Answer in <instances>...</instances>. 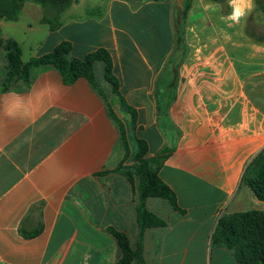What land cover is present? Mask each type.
Here are the masks:
<instances>
[{
    "label": "crops",
    "instance_id": "1",
    "mask_svg": "<svg viewBox=\"0 0 264 264\" xmlns=\"http://www.w3.org/2000/svg\"><path fill=\"white\" fill-rule=\"evenodd\" d=\"M184 1L74 0L57 30L33 2L18 21L0 20V264H117L113 231L135 250L139 177L132 184L119 168L138 164L136 138L147 158L169 151L159 175L181 209L147 200L167 226L145 231V264H241L213 237L221 219L264 214L244 181L264 155V0L231 27L228 1L188 0L181 43ZM8 40L24 64L64 42L78 59L105 49L119 94L102 62L98 88L84 77L66 84L54 66L6 88Z\"/></svg>",
    "mask_w": 264,
    "mask_h": 264
},
{
    "label": "trees",
    "instance_id": "2",
    "mask_svg": "<svg viewBox=\"0 0 264 264\" xmlns=\"http://www.w3.org/2000/svg\"><path fill=\"white\" fill-rule=\"evenodd\" d=\"M210 1L225 5L228 0ZM26 2H33L42 7L46 11L43 21L49 24L52 30H57L62 25L60 21L61 14L72 6L74 0H0V20L8 22L18 21ZM190 5V1H184V4L180 5L175 15L176 33L181 43L184 41V25ZM226 11H228L227 7ZM262 11L264 12V9ZM49 12L55 13L56 19L48 18L47 13ZM247 33L250 37L257 39L249 33V30H247ZM5 49L9 60L6 88L17 77L28 81L32 68L44 66H54L62 74L66 84H73L77 79L84 77L95 88H98L95 67L97 63L102 62L105 65L107 81L113 86L114 92L119 94V82L113 73V60L111 54L105 49L93 52L84 59H78L72 57L71 44L64 42L53 52L34 58L27 64H24L22 49L15 41L8 40ZM131 114L134 120L133 112ZM136 143L139 149L138 164L134 168L120 167L119 171L132 184H134L135 176L139 177L137 188L139 193L137 205L139 241L137 248L133 250L127 235L113 231L122 250V258L117 264H145L141 244L145 231L152 227L167 226V222L164 219L148 210L146 204L148 199L159 198L166 200L172 208L181 211L174 191L159 175L160 168L165 162L169 151L165 150L158 153L155 157L147 158L149 154L147 142L136 138ZM248 171L254 172V176L248 178L246 175L244 176V181L251 187L258 200L264 201L263 154L258 155L254 159ZM213 241L216 245L234 250L236 258L241 264H264V214L252 211L221 219L216 227Z\"/></svg>",
    "mask_w": 264,
    "mask_h": 264
},
{
    "label": "clouds",
    "instance_id": "3",
    "mask_svg": "<svg viewBox=\"0 0 264 264\" xmlns=\"http://www.w3.org/2000/svg\"><path fill=\"white\" fill-rule=\"evenodd\" d=\"M228 6L231 11L222 19L230 22L229 27L240 24L241 20L245 19L255 7L253 0H228Z\"/></svg>",
    "mask_w": 264,
    "mask_h": 264
},
{
    "label": "rangeland",
    "instance_id": "4",
    "mask_svg": "<svg viewBox=\"0 0 264 264\" xmlns=\"http://www.w3.org/2000/svg\"><path fill=\"white\" fill-rule=\"evenodd\" d=\"M47 17L48 18H50V19H53V18H51V15L50 14H48L47 13ZM26 20H28V19H24L23 21H26ZM29 21H32V22H35L36 20H34V19H32V20H29ZM49 25V24H48ZM50 26V25H49ZM263 33H264V28H262V30H261ZM14 33L17 35V36H19L20 38H24L23 36H22V30L20 31V30H14ZM25 50H26V56H28V54H29V49H28V47H25ZM98 73H99V71H98ZM99 76H100V73L98 74Z\"/></svg>",
    "mask_w": 264,
    "mask_h": 264
}]
</instances>
